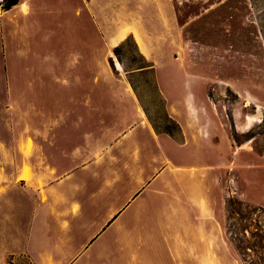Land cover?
Wrapping results in <instances>:
<instances>
[{
	"label": "crops",
	"instance_id": "crops-1",
	"mask_svg": "<svg viewBox=\"0 0 264 264\" xmlns=\"http://www.w3.org/2000/svg\"><path fill=\"white\" fill-rule=\"evenodd\" d=\"M66 1L81 17L55 47L35 34L47 0L0 9V264H100L121 222L185 216L176 203L201 221L162 233L168 264H224L208 252L226 243L201 202L228 141L212 142V117L175 116L176 134L156 131L105 60L130 29L107 31L97 0L92 13L90 0Z\"/></svg>",
	"mask_w": 264,
	"mask_h": 264
},
{
	"label": "rangeland",
	"instance_id": "rangeland-1",
	"mask_svg": "<svg viewBox=\"0 0 264 264\" xmlns=\"http://www.w3.org/2000/svg\"><path fill=\"white\" fill-rule=\"evenodd\" d=\"M79 1L68 0V5L78 7ZM97 2L107 31L123 23L130 29L118 44V56L112 49L106 63L116 76L125 81L129 76L159 131L177 133L165 112L169 117H212V142L228 141L227 156L213 163L211 197L201 207H210L207 226L220 228L226 243L208 251L210 255L222 257L224 264H244L226 226L233 224L245 245L247 238L251 242L256 237L250 232L264 233V0ZM66 3L47 0L45 16L35 32L42 40L40 47L49 46L50 39L52 47L62 46L61 35L66 36L80 19L81 15L75 17L65 8ZM141 55L159 73L154 66L153 71H139L145 64ZM167 67L173 69L170 79ZM230 198L236 202L228 209ZM170 208L185 216L126 218L106 241L107 247L119 248L101 250L100 264H168L162 233L192 231L201 221L190 216L195 210L189 205L176 203ZM180 252L188 256L187 251ZM244 257L253 259L256 253L248 249Z\"/></svg>",
	"mask_w": 264,
	"mask_h": 264
},
{
	"label": "trees",
	"instance_id": "trees-1",
	"mask_svg": "<svg viewBox=\"0 0 264 264\" xmlns=\"http://www.w3.org/2000/svg\"><path fill=\"white\" fill-rule=\"evenodd\" d=\"M18 2V0H1L0 1V9H8L10 8L11 6H13L14 4H16ZM119 45H117L116 47L113 48V51L116 53V55L118 56V50H119ZM143 61L145 64H142L140 65L138 68H139V71H143V70H149V71H153V64L152 63H148V61H146V59L141 55ZM128 82L129 84L131 85L134 93L136 94L146 116L149 118V115L147 114L146 112V109L144 108V106L142 105L137 93H136V89H135V85L133 84L132 80L129 78L128 76ZM165 117L166 119L171 122L173 124V127H174V130H178L179 129V126L177 124V122L172 119L171 117H169L166 112H165ZM150 120V123L152 124L153 128L156 130V131H159L157 125H155V123H153V121H151V119L149 118ZM161 132H166L168 134H173V131H171L170 129H164L163 131ZM234 199L230 198L228 200V206L227 208L229 209V207L231 206V203ZM236 200L233 201V203H235ZM237 202H240L237 200ZM230 204V205H229ZM255 208V207H254ZM229 211V210H228ZM229 217V215H228ZM232 226L233 224H230L228 222L227 224V231L229 233V239H230V242L234 245L235 249L237 250L241 260L243 261L244 264H259L258 262L261 261H264V233H258V232H250L251 236L252 235H256V237L252 236V241L249 242L248 238H247V244L245 245L244 243V240L240 237H238L236 235V232L232 229ZM257 228V227H256ZM256 238V239H255ZM255 239V240H254ZM252 250L254 252V254L256 253V258H250L249 260H247L244 256H245V253H246V250ZM263 250V252H262ZM261 253L263 254V256L261 255ZM260 254V255H259Z\"/></svg>",
	"mask_w": 264,
	"mask_h": 264
}]
</instances>
